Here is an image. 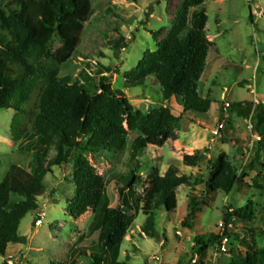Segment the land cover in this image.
Here are the masks:
<instances>
[{
    "label": "rangeland",
    "instance_id": "1",
    "mask_svg": "<svg viewBox=\"0 0 264 264\" xmlns=\"http://www.w3.org/2000/svg\"><path fill=\"white\" fill-rule=\"evenodd\" d=\"M179 2L90 0L92 16L85 24L76 51L60 67L59 78L70 85L78 83L93 94L100 79L105 77L112 89L123 93L134 109L149 113L158 108L159 87L153 80L146 88L130 87L123 76L136 67L145 52L155 51L164 40ZM199 10L207 15L205 32L213 44L198 84L200 96L211 101L208 113L189 120L182 115L180 98L164 103L174 117L182 116L176 129L178 139L166 142L161 148H147L138 155V165L128 159L133 133L128 146L121 151L100 150L86 155L97 174L105 179L111 208L119 204L118 189L137 167L140 178L137 194H141L152 168H157L162 176L174 166L181 174L204 182L180 187L173 213L154 211L155 238H149L144 232L147 217L141 212L131 213L133 223L119 256V261L125 264H229L230 247L242 253L247 246L264 248V150L260 153V164L250 167L253 131L249 119L237 112L250 104H264V0H210ZM38 42L52 45L53 51L60 47L58 41H53L48 27L41 29ZM35 98L34 95L27 107L32 106ZM15 114L14 110H0V182L11 165L29 170L33 158V152L27 147L28 114L20 117L17 133L12 130ZM220 125L223 128L219 135H213ZM78 153L74 150L65 165L52 168L44 177L43 194L37 199L36 210L20 222L18 242L7 247V256H0V264H90L84 257L72 255L79 248H91L97 241V233L90 234L88 230L93 212L89 210L77 219L69 213L75 196L71 171ZM196 153L204 157L197 167L182 165L185 155ZM54 156L55 150L51 147L46 163ZM219 159L245 176L249 188H236L229 195L208 191L205 183L216 173L211 166ZM192 198L201 203V211L190 229L182 223L190 212ZM248 201L252 202V220L228 227L229 237H223L225 208H243ZM213 236L222 240L214 242ZM196 238L203 244L197 243ZM203 245L207 247L199 253Z\"/></svg>",
    "mask_w": 264,
    "mask_h": 264
},
{
    "label": "trees",
    "instance_id": "2",
    "mask_svg": "<svg viewBox=\"0 0 264 264\" xmlns=\"http://www.w3.org/2000/svg\"><path fill=\"white\" fill-rule=\"evenodd\" d=\"M208 1L180 0L164 40L155 51L145 52L136 67L124 74L125 83L130 87L146 88L151 80L158 85L161 104L149 113L134 109L123 93L112 89L105 77L100 79L93 94L78 83L70 85L59 78L60 67L76 51L85 24L92 16L90 0L1 2L0 110L16 111L12 126L15 133L19 132L20 117L28 114L27 147L33 152L29 170L11 165L0 182L1 257L7 256V247L18 242L20 222L36 210L37 199L43 194L44 177L52 168L65 165L74 150L79 153L71 171L75 196L69 213L77 219L91 210L93 219L88 230L90 234L97 233V241L91 248H79L72 255L84 257L90 264H125L119 261V256L133 223L131 213L141 212L147 217L144 232L149 238H155L154 211L173 213L180 187L204 183L181 174L174 166L162 176L157 168H152L141 194H137L136 185L140 183L137 167L118 189L119 204L111 208L105 179L97 174L86 155L100 150L121 151L128 146L133 133L128 159L138 165V155L147 148H161L166 142L178 139L176 129L182 116L174 117L164 103L180 98L182 115L189 120L208 113L211 101L202 98L198 90L213 47L205 32L207 15L199 10ZM44 27L50 29L53 41L60 43L55 51L52 45L38 42ZM34 95V103L27 107ZM237 112L249 119L252 126L254 149L248 165L260 164V153L264 150V104H250ZM256 137L260 140H255ZM51 147L55 156L46 163ZM203 159L199 153L185 155L182 165L195 168ZM211 167L216 173L205 183L208 191L229 195L236 188H249L245 176L238 174L228 162L219 159ZM253 185L258 186L256 182ZM200 205L196 198L191 199L190 212L182 223L184 227L193 228ZM251 206L252 202L248 201L243 208H225L223 237H229L228 227L252 220ZM220 240L221 237L213 236L214 242ZM195 241L203 244L200 238ZM206 247L203 245L199 253ZM247 247L245 253L230 247L229 264H264V248Z\"/></svg>",
    "mask_w": 264,
    "mask_h": 264
},
{
    "label": "built area",
    "instance_id": "3",
    "mask_svg": "<svg viewBox=\"0 0 264 264\" xmlns=\"http://www.w3.org/2000/svg\"><path fill=\"white\" fill-rule=\"evenodd\" d=\"M226 106L228 107V104H226ZM249 123H250V122H249ZM250 126H251V124H250ZM222 128H223L222 125L218 126V127L216 128V130L213 131V135L218 136L219 133L221 132V129H222ZM251 129H252V126H251ZM255 140L259 141L260 138L256 137ZM38 224H40V222H38Z\"/></svg>",
    "mask_w": 264,
    "mask_h": 264
}]
</instances>
